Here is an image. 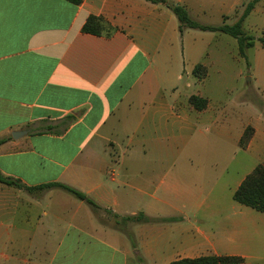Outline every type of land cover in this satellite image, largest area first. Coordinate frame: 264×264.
Here are the masks:
<instances>
[{
  "label": "crops",
  "instance_id": "crops-1",
  "mask_svg": "<svg viewBox=\"0 0 264 264\" xmlns=\"http://www.w3.org/2000/svg\"><path fill=\"white\" fill-rule=\"evenodd\" d=\"M170 1L219 25L225 16L233 24L249 0ZM89 16L106 30L83 32ZM245 25L258 35L242 56L233 36L180 30L160 3L0 0V173L67 184L99 206L60 187L33 195L0 182V264L246 260L247 225L264 219L232 196L264 165V0ZM193 94L205 108L189 103ZM139 212L166 220L128 224L132 243L112 214Z\"/></svg>",
  "mask_w": 264,
  "mask_h": 264
},
{
  "label": "trees",
  "instance_id": "trees-1",
  "mask_svg": "<svg viewBox=\"0 0 264 264\" xmlns=\"http://www.w3.org/2000/svg\"><path fill=\"white\" fill-rule=\"evenodd\" d=\"M73 4H79L82 0H67ZM155 4H163L167 6L176 15L179 21V28H194L199 30H209V31H221L227 33L237 39L239 53L243 56L247 48L254 45L255 37L243 27V22L250 11L253 9L255 4L259 0H249L244 4L243 11L233 24H228L225 22L226 16L223 18V22L219 25H205L192 19L188 14L187 10L179 4L173 3L170 0H146ZM107 25L104 20L100 17L89 16L82 26V31L86 33H91L95 35H100L104 30H106ZM264 33V32H263ZM260 41L264 44V39L260 38ZM193 72L195 76L202 79L206 75L205 67L201 64H197ZM189 103L197 110H201L206 107L207 99L199 95H191L189 97ZM72 120L71 115L65 116L63 123L67 127ZM41 132H56L53 130V126H46ZM253 134L252 127L248 126L242 136L239 139V146L244 148L247 146L251 136ZM6 141L5 139H0V144ZM0 182L6 185L14 186L17 188L25 189L33 195H38L42 191L48 190L53 187H60L75 195L80 199H85L89 204H91L96 210L99 206L89 199L85 194L77 190L76 188L63 184L60 182H47L36 186H29L21 182V180L12 178L9 176H3L0 173ZM233 199L253 210L264 213V165L257 164L251 172H249L244 179L241 181L239 186L233 193ZM166 219L152 218L145 215L143 212H139L134 215L119 216L117 214H112V226L123 232L132 243H134L133 233L128 227L130 223H150L157 221H165ZM244 257L240 255H228V254H211L205 256H199L194 258H181L171 261L169 264H242L244 263Z\"/></svg>",
  "mask_w": 264,
  "mask_h": 264
},
{
  "label": "rangeland",
  "instance_id": "rangeland-1",
  "mask_svg": "<svg viewBox=\"0 0 264 264\" xmlns=\"http://www.w3.org/2000/svg\"><path fill=\"white\" fill-rule=\"evenodd\" d=\"M245 30L249 31L253 36L258 35L257 32H253L248 25H245ZM242 81L243 87L246 88V84ZM246 81V79H245ZM245 84V85H244ZM206 89L209 91V79L205 84ZM256 215L262 216L264 214L254 211ZM246 231V247L243 253L246 254L245 262L248 264H264V222L256 225H247Z\"/></svg>",
  "mask_w": 264,
  "mask_h": 264
},
{
  "label": "water",
  "instance_id": "water-1",
  "mask_svg": "<svg viewBox=\"0 0 264 264\" xmlns=\"http://www.w3.org/2000/svg\"><path fill=\"white\" fill-rule=\"evenodd\" d=\"M25 133V131H15V132H13L12 133V136L14 137V138H16V137H19V136H21L22 134H24Z\"/></svg>",
  "mask_w": 264,
  "mask_h": 264
}]
</instances>
